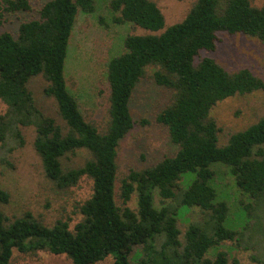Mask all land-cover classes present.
I'll list each match as a JSON object with an SVG mask.
<instances>
[{"label": "trees", "instance_id": "16d2710c", "mask_svg": "<svg viewBox=\"0 0 264 264\" xmlns=\"http://www.w3.org/2000/svg\"><path fill=\"white\" fill-rule=\"evenodd\" d=\"M109 8L117 24L162 32L126 36L123 53L109 60V121L104 132L84 119L64 76L77 14H92L94 0H45L37 17L22 22L15 35L0 34V102L6 107L0 113L3 161L24 146L22 129L33 127V148L48 181L59 190L76 186L83 177L92 183L91 196L79 206L82 219L73 229L68 221L46 226L30 212L9 219L0 210V264H10L14 252H47L72 264H97L108 257L112 264H242L229 255L226 244L255 248L247 242L257 233L261 245L264 226L259 219L252 227L247 223L244 231L227 226L229 207L212 186V165L228 168L236 187L251 200L242 203L247 218L264 214V117L219 146L220 130L210 112L235 95L264 92V82L248 69L228 72L200 55L216 50L220 34H241L264 44V4L196 0L181 22L167 28L150 0H111ZM30 10L28 0H0V17ZM149 66L155 69V84L172 91L156 121L167 128L178 150L152 167L130 170L121 180L120 207L115 201L117 149L134 127L129 103ZM37 77L47 83L43 95L53 99L60 123L37 106L29 89ZM80 150L87 151L89 159L73 167L70 157ZM188 173L193 177L182 188ZM155 193L160 208L154 205ZM132 195L135 210L126 206ZM167 200L178 207L165 205ZM7 202V193L0 190V203ZM178 208L197 209L199 218L182 230ZM211 251L213 259L207 257ZM260 251L252 256L253 264H264L262 247Z\"/></svg>", "mask_w": 264, "mask_h": 264}, {"label": "rangeland", "instance_id": "374dc122", "mask_svg": "<svg viewBox=\"0 0 264 264\" xmlns=\"http://www.w3.org/2000/svg\"><path fill=\"white\" fill-rule=\"evenodd\" d=\"M45 0H28L31 10L26 13L2 14L0 17V34L8 32L15 35L18 26L35 19L37 11ZM111 0H94L95 11L92 14L78 12L73 31L69 39L68 54L65 60L64 76L69 92L77 100L79 109L87 122L93 123L104 132L109 121V87L106 80L109 60L123 53V42L128 35H158L138 28L130 23L117 24L113 21L115 14L109 8ZM156 4L164 16L165 28L181 22L188 14L196 0H150ZM255 7H261L264 0H250ZM1 14V13H0ZM102 23H101V22ZM220 42L214 52H202L200 57L214 59L228 72L248 69L254 76L264 82V44L258 39L241 34L230 36L219 35ZM145 76L132 92L129 109L134 121L132 130L119 142L117 149V179L115 183V201L122 206L119 199L121 180L130 170H141L152 167L164 158L173 157L178 147L170 141L167 128L157 123V115L169 105L172 98L170 89L158 86L152 79L155 69L151 66L145 70ZM47 83L42 77L33 78L29 89L37 106L46 115L53 117L58 123L61 120L53 99L43 95ZM6 107L0 102V113ZM220 132L219 146L225 145L229 136L243 131L264 117V92L257 91L247 95H235L217 103L210 112ZM25 144L10 155L0 152V190L8 195L6 204L0 203V210L9 218L20 217L30 212L34 218L46 226H52L56 221L69 223L70 229L78 223L82 216L79 206L92 194L91 181L83 177L76 186L67 190L57 189L45 178L41 161L33 148L35 130L33 127L22 129ZM89 159L87 151H77L70 157L73 167L81 166ZM7 161V162H6ZM215 178L212 186L218 194V199L227 203L229 215L227 226L233 230H245L244 226L252 227L260 220L264 226V214L256 218H247L242 207L251 200L243 195L235 185L234 178L228 168L220 164L212 165ZM181 187L189 183L192 174H184ZM165 205L178 207L176 201H165ZM154 205L162 206L157 193L154 195ZM132 210L136 207V196L132 195L126 205ZM178 226L184 230L186 226L199 218L198 210L178 208ZM262 220V221H261ZM259 224V225H260ZM254 234L250 245L245 250L226 244L231 257H236L242 264H253L252 256L264 251V237ZM211 251L207 257L213 259ZM111 257L97 264H112ZM10 264H72L65 256H54L47 252H37L34 255L13 253Z\"/></svg>", "mask_w": 264, "mask_h": 264}]
</instances>
